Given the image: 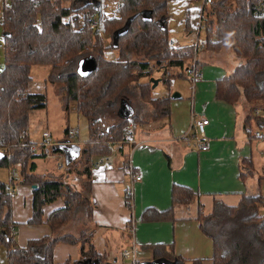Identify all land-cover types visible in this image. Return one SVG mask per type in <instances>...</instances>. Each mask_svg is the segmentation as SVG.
I'll return each mask as SVG.
<instances>
[{"label":"trees","instance_id":"obj_1","mask_svg":"<svg viewBox=\"0 0 264 264\" xmlns=\"http://www.w3.org/2000/svg\"><path fill=\"white\" fill-rule=\"evenodd\" d=\"M66 1L68 3H63ZM260 0H212V11L207 13L208 30L212 26L216 39L208 47L219 49L229 46L240 58L232 71L217 80V96L236 102L245 98L249 107L246 123L260 118L254 111L264 107V15L252 13V4ZM113 15L106 14L104 0H10L1 5L0 25L3 35L4 64L0 69V165L23 164L18 182L36 183L33 187L32 216L30 222L42 221L45 203L60 197L64 205L53 209L45 222L48 234L29 238L25 245L15 243L12 230V193L8 182L0 181V244L5 245L11 264H100L105 255L98 252L92 240L90 220L94 203L90 198L89 174L92 156L111 151L109 141L121 140L123 128L132 123L148 122L169 114L170 95L151 97V75L154 69L167 72L161 79L167 87L170 77H187L185 66L189 63L192 47L176 48L168 45L167 0H120ZM88 10L81 27L64 23L61 17L71 11ZM77 18V17H76ZM92 19L95 24L90 26ZM77 23V21H76ZM109 34L105 41L101 35ZM107 48L116 49L117 56H105ZM92 55L96 67L88 74L78 71L81 58ZM36 63L50 65L47 80L54 84L61 105L67 112L71 102L76 110L86 116L89 136L79 150L69 152L77 157L73 163L84 173L81 187L65 182L60 175L48 176L35 172L34 158L50 152L66 150L67 144H50L40 153L32 148L28 137L29 112L45 107L44 91H29L30 68ZM146 75L145 79L141 77ZM133 106V114H117L120 101ZM144 102L139 111L138 100ZM259 122V121H258ZM69 125L64 128L65 137ZM255 136V135H253ZM71 170V168L69 169ZM262 195L245 193L235 205L214 198L208 213L200 209L199 226L213 242V264H264V214L259 212ZM193 191L184 185L171 187V205L157 211L155 219L173 218L175 206L189 204ZM131 205V201H126ZM143 217L146 218L144 214ZM80 223L75 231L65 229L69 222ZM59 241L78 243L79 256L55 262L54 245ZM154 252L161 249L156 244ZM156 256V257H157ZM170 256L163 252L159 257ZM171 258V257H170ZM193 264H200L194 260Z\"/></svg>","mask_w":264,"mask_h":264},{"label":"crops","instance_id":"obj_2","mask_svg":"<svg viewBox=\"0 0 264 264\" xmlns=\"http://www.w3.org/2000/svg\"><path fill=\"white\" fill-rule=\"evenodd\" d=\"M117 1L120 0H111L113 5ZM117 7L109 11L105 8L108 13L115 14ZM169 32V35H173ZM191 32L192 29L185 28L183 36L188 37V41L178 37L179 46L189 45ZM208 33L215 36L213 26ZM224 46L227 45L212 51L205 45L199 51L200 76L195 82L194 91L189 79L183 76L178 85H173L175 77L171 76L170 86L166 87L162 81L163 85L156 91L162 75H168L171 70L162 72L154 69L152 73L157 71L159 76L156 77L157 83L151 87V97L170 95L174 90L180 94L171 97L169 114L136 125L127 124L121 140L108 142L109 153L93 154L91 169L86 177L94 207L86 225L88 223L92 228L96 249L105 255L100 264H130L123 250L131 246L134 247L136 264H193L196 259L200 260V264H213V242L199 226L198 211L210 212L214 198L235 205L245 193L262 195L259 208L261 205L264 208V138L253 136L246 129L250 127L251 130L264 131V107L257 108L260 118H252L245 124L249 111L245 98L228 102L217 96V80L242 61L235 52L232 54ZM105 56L115 59L117 53L111 57L106 51ZM72 104L74 102L70 106ZM192 108L209 119L205 127L208 139L205 150L187 146L180 137L190 128ZM74 109L80 114L75 104ZM69 127L74 130L71 141H67L71 136L65 137L63 134L49 143L67 144L66 150L50 152L47 149L45 155H38L44 158L52 153L58 154L55 166L59 167L57 163L61 162L62 166L57 168L59 170L45 168V162L39 165V158L35 157V172L60 175L65 182L78 188L85 175L75 169L74 164L70 165L78 153L72 155L69 150L72 147L79 150L86 139H79L76 127ZM50 136L49 132L48 137L43 136L45 139L34 143L37 153L49 146L43 142L50 140ZM71 171L76 172L75 176ZM9 173L8 180L11 178ZM134 173L140 174V179H134ZM173 184L189 187L195 198L189 204L175 206L172 219H155V212L166 210L171 205ZM8 187L12 193V218L15 222L12 236L15 243L22 246L29 238L48 234L50 227L45 219L50 211L64 205L62 198L45 203L42 221L33 223L29 221L32 216V183L16 181ZM127 200L131 201L130 206ZM71 223L65 229L75 231L80 226V223ZM156 244L163 254L167 252L170 256L159 257L162 252L157 256L154 252ZM79 246L78 243L57 242L53 248L54 261L76 259L80 253Z\"/></svg>","mask_w":264,"mask_h":264},{"label":"rangeland","instance_id":"obj_3","mask_svg":"<svg viewBox=\"0 0 264 264\" xmlns=\"http://www.w3.org/2000/svg\"><path fill=\"white\" fill-rule=\"evenodd\" d=\"M63 3H68L66 1H63ZM104 3H106L107 10H112L114 5L111 0H104ZM202 5V2L200 0H167V13H168V28L169 31L172 32L174 36H177V38H182L184 41H188V37H184V31L187 27L188 30L196 29L198 19H199V11L200 7ZM212 11L211 7L208 8L207 12L210 13ZM73 18L77 15H71ZM61 20L64 23H70L74 26L75 23H71V17L62 16ZM66 20H70L66 22ZM102 38L107 41L109 40V34L104 33L101 35ZM184 37V38H183ZM178 38V39H179ZM180 40V39H179ZM222 47V46H221ZM221 47L219 49H221ZM229 50V52H232L234 54V51L229 48L228 46H224ZM209 48L212 51H218L219 49H213L209 46ZM229 48V49H228ZM107 54L111 57H114L116 55V51L113 48H107ZM4 64V52H3V35H2V27L0 25V69L2 68ZM50 65L47 63H36L33 64L30 68V75L31 80L28 84V90L29 91H45L47 95L46 100V106L45 107H39V108H33L29 112V119H28V137L31 141L41 142L43 139H45L42 136V133L44 131L50 132V143H52L53 140L56 138H60L64 134V128L68 125L76 127L78 130V137L79 139H86L89 136V129H88V120L86 116L77 114V112L74 109V104H72L69 107V110L66 112L62 105H61V99L58 94L55 92L54 84L49 82L47 80V74L49 71ZM159 76V73L157 71H154L151 75V77L156 78ZM146 75H143L141 78L145 79ZM175 84L178 85L180 81L183 80L182 77H175ZM163 85L162 80L156 87V91ZM165 85V84H164ZM167 87V86H166ZM136 106L139 111L143 109L144 102H142L140 99L136 102ZM252 106L251 103H249V107ZM255 124V123H252ZM7 146L0 147L1 150H7ZM35 149V145H34ZM53 155L45 156L44 158L38 157V163L39 165L45 162V168H53L57 169L62 166L61 162H58L57 165L59 167L55 166L56 163V157L57 155L55 153H52ZM23 164L20 162L11 165H0V181L7 182L8 180V172L11 169L16 170L17 174L15 177V180L22 178L21 176V169L23 168ZM22 167V168H21ZM75 169L77 167H74ZM78 169V168H77ZM59 170V169H57ZM74 170V169H71ZM76 171V170H74ZM74 171H71V174L75 176ZM48 175V174H47ZM51 176V175H48ZM18 183V180H17ZM35 183V182H34ZM14 184V183H12ZM33 184V183H32ZM81 187V186H80ZM264 193V190H263ZM260 213L264 211V208H262V205L259 208ZM264 213V212H263ZM5 245L0 244V264H9L8 257H6L5 252Z\"/></svg>","mask_w":264,"mask_h":264},{"label":"built area","instance_id":"obj_4","mask_svg":"<svg viewBox=\"0 0 264 264\" xmlns=\"http://www.w3.org/2000/svg\"><path fill=\"white\" fill-rule=\"evenodd\" d=\"M202 2V5L200 7L199 11V19L197 23L196 29H193L191 32L190 36V41L189 45L192 47V54L190 55L189 58V63L185 66L184 70L187 75V78L190 81L192 91L195 89V82L200 76L199 72V51L207 45L209 42H213L216 37L212 33H208V24L209 21L207 20V10L210 7V3L212 0H200ZM10 0H1V5L2 4H8ZM120 1H117L115 3L114 7H117L120 5ZM252 13L255 15H264V0H260L259 2H256L252 4L251 6ZM107 15H113L114 13H108L106 11ZM71 15H77L73 18ZM63 16H69L71 17L70 20H66V22L70 21L71 23L77 24V27H81L83 23L85 22V17L90 16V13L88 10H83V11H71ZM77 17V18H76ZM77 21V23H76ZM95 24V20L92 19L90 22V26H93ZM180 40L173 36L169 35L168 36V45L170 47L176 48L178 47ZM255 112H258V109L255 110ZM209 119L206 116L200 115L196 110L193 108L191 109V123H190V128L186 132H183L181 137V140L187 145V146H195L201 150H205L208 147L207 144V136H206V125L208 124ZM253 135L262 137L264 138V131L261 129H255L251 130L250 127H246ZM68 133L72 138L68 139L67 141H71L74 137V130L73 128L68 129ZM43 136L48 137L49 132L44 131ZM50 140H45L43 142L44 145H49ZM34 149V147H32ZM102 158L99 160L101 161ZM99 163V162H96ZM130 169H132L130 167ZM10 177H15L17 172L14 169L10 170ZM140 174L134 173L133 178L134 179H140ZM9 186H13L10 182H8ZM8 190L10 191V187H8ZM11 192V191H10ZM123 255L130 260V264H136V258L134 254V247L131 246L130 248L124 249L123 250Z\"/></svg>","mask_w":264,"mask_h":264},{"label":"water","instance_id":"obj_5","mask_svg":"<svg viewBox=\"0 0 264 264\" xmlns=\"http://www.w3.org/2000/svg\"><path fill=\"white\" fill-rule=\"evenodd\" d=\"M96 67L95 60L92 55L85 56L81 58L78 62V71L81 74H88L90 73L94 68ZM152 85L154 86L158 79L151 77ZM180 95L177 90H174L171 92L170 96L171 97H176ZM133 106L127 101L122 99L120 101L119 107L117 109V114L121 117H129L130 115L133 114ZM3 155V152L0 150V157ZM35 183L32 184V187H35Z\"/></svg>","mask_w":264,"mask_h":264}]
</instances>
